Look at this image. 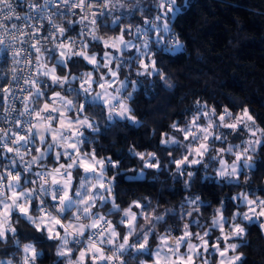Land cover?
Masks as SVG:
<instances>
[{"label":"clouds","instance_id":"9594fccd","mask_svg":"<svg viewBox=\"0 0 264 264\" xmlns=\"http://www.w3.org/2000/svg\"><path fill=\"white\" fill-rule=\"evenodd\" d=\"M191 7L0 0V264H264V98L190 70Z\"/></svg>","mask_w":264,"mask_h":264},{"label":"trees","instance_id":"16d2710c","mask_svg":"<svg viewBox=\"0 0 264 264\" xmlns=\"http://www.w3.org/2000/svg\"><path fill=\"white\" fill-rule=\"evenodd\" d=\"M190 3L191 9L180 18L177 27L185 38L188 37L189 30L195 34L197 46L209 56L206 65L194 64L190 70L207 72V76H202L203 80L227 77L229 83L226 86L237 95L244 94L240 90V83H243L247 87L248 95L254 99L264 98V0H190ZM233 3L240 4V7H231ZM249 8L258 10L261 15L247 11ZM237 18L244 24L246 31L235 37L239 43L233 48L226 41L233 38L232 34L236 32ZM171 67L183 80V73L179 69L185 66L178 64ZM184 83L193 89H200L205 98H208L204 86L199 82L185 80ZM253 111L259 114L257 119L264 126V108L254 105ZM131 135L135 137L137 133ZM259 194L264 196V191ZM208 198L215 200L211 193ZM258 231V227L254 226L253 232L258 234ZM259 259L258 256L251 255L249 264H258Z\"/></svg>","mask_w":264,"mask_h":264}]
</instances>
